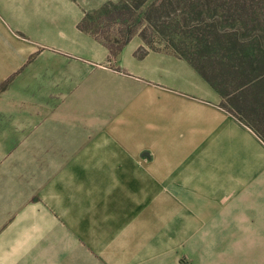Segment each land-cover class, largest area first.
<instances>
[{
    "label": "crops",
    "instance_id": "0c3cea01",
    "mask_svg": "<svg viewBox=\"0 0 264 264\" xmlns=\"http://www.w3.org/2000/svg\"><path fill=\"white\" fill-rule=\"evenodd\" d=\"M106 1L0 0V264H185L264 187V141L188 61L110 52Z\"/></svg>",
    "mask_w": 264,
    "mask_h": 264
},
{
    "label": "rangeland",
    "instance_id": "374dc122",
    "mask_svg": "<svg viewBox=\"0 0 264 264\" xmlns=\"http://www.w3.org/2000/svg\"><path fill=\"white\" fill-rule=\"evenodd\" d=\"M88 1L89 4H93L100 0ZM115 1L116 4H120L121 0H108L106 3L115 4ZM180 1L181 3L174 14L171 16L163 15L161 22L174 25L177 24L178 19L185 18L189 20L190 24L200 22L202 29L207 25L215 24L220 31L225 30L226 34H221L219 39L204 37V42H207L211 48L209 53L212 60L224 62L232 58L231 53L229 54V52H232V45L223 51L219 48L220 42L228 44L232 42L244 44L260 42V44H264V20L260 19V15L264 13V5L260 4L261 0H239L245 3L246 6H243L242 3L237 5V0H216V3L212 4V11H203L202 15L196 17L189 12L190 7L188 6L191 1L196 0ZM121 5L116 10L117 16L115 15V9H112V7H109L103 16L100 15L102 17L99 20L103 19V22L106 23L102 30H105V39L111 37V33L115 31L114 25L116 22L112 19L121 17L118 15L119 11H128L127 7L124 9ZM154 24L155 27L160 26V28L165 26L160 24V20ZM190 26V28L184 26V29L176 27L178 35L175 38L191 46L196 43L198 36L202 33L201 30L195 32L196 27L193 24ZM149 33L152 35L151 31ZM188 45L183 46L184 52H187ZM153 46L156 49L162 48L173 53L172 50L165 47L160 39H154ZM251 47L255 48V46H247L245 54L253 52L254 48ZM144 53L145 50H139L138 55L142 56ZM261 61L264 60L261 58L254 59L253 63L256 65L253 74L257 73L256 67L258 64L260 70L264 69V62ZM230 62L232 66L235 65L234 61ZM244 66L250 68L249 59L246 60ZM209 75L214 78L218 85L222 86L224 92L231 94V96L235 97L245 93L240 104L245 107V111L242 113L243 117L254 124L257 122L259 126L261 123L264 134V80L262 83L259 81L256 86H249L242 90L240 89L243 86L240 84L241 82L231 81L234 76L229 72H209ZM220 106L225 109L230 108L224 101L220 102ZM258 177V180L250 181L247 188L242 191L243 203L239 207L242 208L249 219L244 220L239 217L238 220L217 221L215 236L202 235L198 238L188 239L184 246L185 264H264V187L260 188V173H258ZM242 199L240 200L242 201Z\"/></svg>",
    "mask_w": 264,
    "mask_h": 264
},
{
    "label": "trees",
    "instance_id": "16d2710c",
    "mask_svg": "<svg viewBox=\"0 0 264 264\" xmlns=\"http://www.w3.org/2000/svg\"><path fill=\"white\" fill-rule=\"evenodd\" d=\"M196 2L198 3L196 4ZM180 3V0H121L120 4L106 3L100 13L105 14L107 9H109V7H112V9H115L116 15V10L121 4L123 5H121L122 8L125 9L127 7L128 9V11H119L118 15L121 17L112 19L114 22H116L115 24L119 25L120 27L119 30L121 34V40H114L111 42V40L108 39V47L110 49V52L113 54L117 53L124 47V45H126V43L134 34H139L144 42L154 50L156 49L153 46L154 39L162 40L166 48H169L173 51V53L188 61L194 67V69L212 86V88L216 90V92L220 95L221 101H224L230 107L227 108V106V109H225L224 107L222 108L236 117L242 123L245 122L244 124L249 126L264 141V134L262 132L261 123L259 126L257 122L254 124L243 117L242 113L245 111V107L243 104H240L242 96H244L245 93L235 97L231 96V94L224 92L222 86L218 85L215 82L214 78L209 75V72H229L234 76L231 81L241 82L240 84L243 86H241L240 89L242 90L248 88L249 86H256L259 81L260 83H262L264 80V69L260 70L258 64L256 67L257 73L253 74L254 67L256 65L253 62L254 59L257 58H261L264 60V44L262 45L260 44V42L251 44H244L240 42H232L231 44H228L220 42L219 48L220 50L223 49V51L226 48L230 47V45H232V52H229V54L231 53L232 58L224 62L220 60H212L209 53L211 48L209 47V44L207 42H204V37H214L219 39L221 34H226L225 30L220 31L218 26L215 24L207 25V27L202 29V25L199 24L200 22L197 24L192 23L193 26L197 28H195L194 31L197 32L198 30H201L202 33L198 36L196 43L190 46L187 43L185 44V42L176 40L175 37L178 35L177 28L184 29V26L190 28V25L192 24L189 23V20L182 18L180 20H177V24L167 25L166 22H161V19L163 15L171 16L172 14H174V12L178 9ZM214 3H216V0L191 1L188 5L190 7L189 12L195 17L197 15H202L203 11H212V4ZM236 3L237 5H240L241 3L243 6L245 5V3L239 0H237ZM260 4L264 5V0H261ZM260 19L264 20V13L260 15ZM159 20L160 24L165 25L163 26V28H160V26L155 27L154 23L159 22ZM150 31L152 32V35L151 33H149ZM184 45H188V50H186L187 52H184ZM247 46H255V48L251 47L254 48L253 52H250L251 54H245ZM247 59H249V62L251 64L250 68H246L244 66ZM230 61H234L235 65L232 66V63ZM239 116L242 118H240Z\"/></svg>",
    "mask_w": 264,
    "mask_h": 264
}]
</instances>
